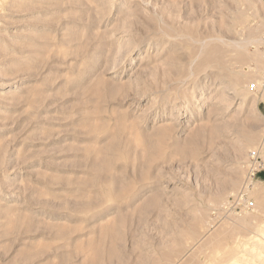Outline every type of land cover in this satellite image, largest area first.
Here are the masks:
<instances>
[{"label": "rangeland", "instance_id": "rangeland-1", "mask_svg": "<svg viewBox=\"0 0 264 264\" xmlns=\"http://www.w3.org/2000/svg\"><path fill=\"white\" fill-rule=\"evenodd\" d=\"M0 264H264V0H0Z\"/></svg>", "mask_w": 264, "mask_h": 264}]
</instances>
